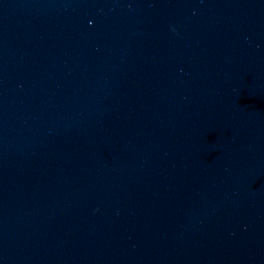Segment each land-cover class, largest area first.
<instances>
[{
	"label": "water",
	"instance_id": "1",
	"mask_svg": "<svg viewBox=\"0 0 264 264\" xmlns=\"http://www.w3.org/2000/svg\"><path fill=\"white\" fill-rule=\"evenodd\" d=\"M0 264H264V0H0Z\"/></svg>",
	"mask_w": 264,
	"mask_h": 264
},
{
	"label": "clouds",
	"instance_id": "2",
	"mask_svg": "<svg viewBox=\"0 0 264 264\" xmlns=\"http://www.w3.org/2000/svg\"><path fill=\"white\" fill-rule=\"evenodd\" d=\"M173 31L175 32L176 31V29L175 28H173ZM178 34V33H177ZM96 211L98 212L99 211V209H96Z\"/></svg>",
	"mask_w": 264,
	"mask_h": 264
}]
</instances>
